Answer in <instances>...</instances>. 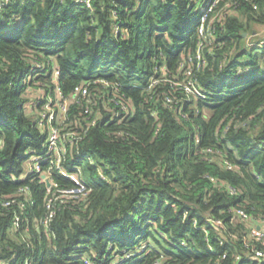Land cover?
Returning a JSON list of instances; mask_svg holds the SVG:
<instances>
[{
	"label": "trees",
	"instance_id": "16d2710c",
	"mask_svg": "<svg viewBox=\"0 0 264 264\" xmlns=\"http://www.w3.org/2000/svg\"><path fill=\"white\" fill-rule=\"evenodd\" d=\"M213 1L0 0V196L30 197L0 202V264H264L250 233L264 219V0L205 14ZM41 81L50 95L93 93L63 130L77 133L63 167L84 191L58 169L50 192L27 172L32 155L51 163L46 100L27 90Z\"/></svg>",
	"mask_w": 264,
	"mask_h": 264
},
{
	"label": "built area",
	"instance_id": "2783aa9c",
	"mask_svg": "<svg viewBox=\"0 0 264 264\" xmlns=\"http://www.w3.org/2000/svg\"><path fill=\"white\" fill-rule=\"evenodd\" d=\"M88 3L90 0H85ZM218 1L215 0L211 3V5L204 10L205 14L207 12L212 11V7L217 3ZM203 31V28L201 27V32ZM256 35H258V32H256ZM259 45H264V39L261 40ZM39 67L42 65L41 63H38ZM190 72V71H188ZM58 75L59 71L57 68L54 70V78L55 82L58 81ZM58 83V82H57ZM186 91L188 94L194 95V96H203V94L197 89V87L193 86L192 84H188L185 86ZM58 100H56V103H58L56 106V109L59 111L57 112L56 109H54V112H47V107L48 105H51L48 100H46L45 106L39 110V118H38V125L39 127L47 132V140H46V148H47V153H52L51 157V163L48 168L43 169L41 165L42 159H44V155H32L29 160L28 164L26 165V169L28 173H39L41 180L45 182L48 186V191H51V187L53 185V169H58L59 173L70 177L76 183L79 185L78 188L72 189L68 192H80L84 191L85 187L83 185V178L78 174V173H71L65 170L63 167V163L65 161V154H66V145H65V138L68 139V136L71 134H77L76 132L68 131L65 132L63 131L65 129V123L67 120V114L69 112V106L70 103L69 100L71 99H76L82 97V99H86L89 102L92 101V94L88 88V85L81 84L76 86L74 89V92L72 93L71 96L65 97L60 90V88H56V93ZM54 94V95H55ZM50 95V94H49ZM103 97V95H101ZM110 97V96H109ZM110 100L114 101L115 105H119V110L129 112L130 111V103L124 101V100H116L115 96H111L109 98ZM169 102H172L171 98H168ZM105 105L107 104V99H104ZM53 104V103H52ZM119 110L114 109L113 112H120ZM57 113H61L60 117L58 118ZM13 179H15V175L12 176ZM48 180L50 181V185H48ZM62 192L65 193V190H61ZM230 192L231 193H236L237 189L235 187H230ZM21 194L25 195L27 199H29V191L28 187H20L17 192L13 194H3L0 199V202L3 207H10L12 204L17 202V197H19ZM63 195H60L62 197ZM22 206H24L23 202H20ZM237 213L241 216L243 220H248L249 219V214L242 208L237 209ZM52 216V213L51 215ZM220 222V221H218ZM45 223H48L47 221ZM21 226V217L17 212L14 214L13 220H12V225H11V230L12 233L17 232V230ZM10 230V231H11ZM251 236L256 238L257 240H262L264 238V219L256 221L250 229ZM143 248V247H142ZM255 254L259 257H264V252L261 250H256ZM3 264H32V261L30 258H25L24 261L20 262L15 260V256L11 257L10 260H5Z\"/></svg>",
	"mask_w": 264,
	"mask_h": 264
},
{
	"label": "rangeland",
	"instance_id": "374dc122",
	"mask_svg": "<svg viewBox=\"0 0 264 264\" xmlns=\"http://www.w3.org/2000/svg\"><path fill=\"white\" fill-rule=\"evenodd\" d=\"M256 29L258 31L257 37H259V39H260L259 42H260L261 40L264 39V25L259 26ZM259 42H256V45ZM262 50H263L262 48H258L255 51H253L252 56L251 55H246V58L249 59L250 56L251 57H254L257 54H260L259 52H261ZM38 65H40V64H38ZM45 86H46V83H44V81H41L38 84L36 82H33L32 85L29 84L28 89H27L28 90V95H29V97L33 101L35 99H45V100H48L51 105H48L47 110H46V113L47 112H54V109H56V107H57L56 105L58 104V103H56V100H58L59 97H57L56 94L55 95H49V94H47V92L45 90ZM71 101H73V99L69 100L68 103L71 102ZM56 111L59 112L57 109H56ZM60 114L61 113H57L58 118L60 117Z\"/></svg>",
	"mask_w": 264,
	"mask_h": 264
},
{
	"label": "water",
	"instance_id": "95a60500",
	"mask_svg": "<svg viewBox=\"0 0 264 264\" xmlns=\"http://www.w3.org/2000/svg\"><path fill=\"white\" fill-rule=\"evenodd\" d=\"M51 183H50V181L48 180V185H50Z\"/></svg>",
	"mask_w": 264,
	"mask_h": 264
}]
</instances>
